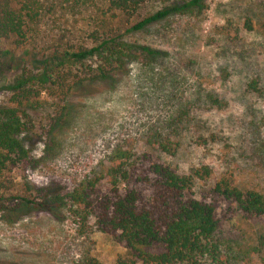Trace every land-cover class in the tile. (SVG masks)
Here are the masks:
<instances>
[{"label": "rangeland", "instance_id": "1", "mask_svg": "<svg viewBox=\"0 0 264 264\" xmlns=\"http://www.w3.org/2000/svg\"><path fill=\"white\" fill-rule=\"evenodd\" d=\"M204 2L201 13L173 16L126 37L159 56L148 59L133 49V61L116 79L82 87L66 104L43 95L23 118L21 139L31 167L0 178L8 196L39 202L84 188L92 198L108 194L100 176L117 146L159 158L182 175L208 166L212 175L195 181L196 198L212 200L208 190L222 176L264 196V0ZM246 20L253 31L244 29ZM58 23L64 26L63 19ZM38 65L19 52L3 58L0 86ZM62 108V121L52 130ZM160 143H168L170 153L160 152ZM213 203L218 239L238 252L226 255L230 264H260L264 216L245 219L230 202ZM123 252L91 220L81 228L56 205L0 213V264H78L87 258L112 264Z\"/></svg>", "mask_w": 264, "mask_h": 264}, {"label": "trees", "instance_id": "2", "mask_svg": "<svg viewBox=\"0 0 264 264\" xmlns=\"http://www.w3.org/2000/svg\"><path fill=\"white\" fill-rule=\"evenodd\" d=\"M204 10V0H0V61L15 52L39 61L37 68L24 69L10 84L0 86V178L31 167L21 139L23 118L38 107L43 95L66 104L82 87L113 81L133 61V49L148 59L160 55L146 46L133 47L126 41L128 35ZM60 18L64 26L58 23ZM51 25L57 26L50 31ZM243 25L253 31L250 20ZM49 40L54 45H48ZM64 111L53 119L52 130ZM157 147L170 153L168 143ZM211 175L208 166L182 175L159 158L136 156L117 146L100 176L108 194L92 198L84 188L49 199L41 196L35 202L8 196L0 179V213L13 215L45 203L67 209L77 226L84 228L91 220L96 231L123 248L112 264H230L226 255L236 258L238 252L218 239L213 201L230 202L245 219H253L264 216V196L222 176L208 190L212 200L196 198L195 181ZM78 264L102 263L87 258Z\"/></svg>", "mask_w": 264, "mask_h": 264}, {"label": "clouds", "instance_id": "3", "mask_svg": "<svg viewBox=\"0 0 264 264\" xmlns=\"http://www.w3.org/2000/svg\"><path fill=\"white\" fill-rule=\"evenodd\" d=\"M37 144H41V141H38Z\"/></svg>", "mask_w": 264, "mask_h": 264}]
</instances>
